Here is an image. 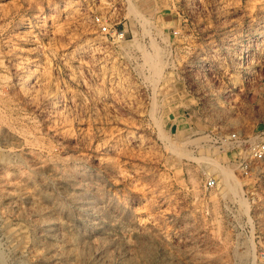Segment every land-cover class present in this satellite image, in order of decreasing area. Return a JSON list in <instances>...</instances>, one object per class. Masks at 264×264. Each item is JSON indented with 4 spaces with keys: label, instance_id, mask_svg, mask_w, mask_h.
Here are the masks:
<instances>
[{
    "label": "rangeland",
    "instance_id": "obj_1",
    "mask_svg": "<svg viewBox=\"0 0 264 264\" xmlns=\"http://www.w3.org/2000/svg\"><path fill=\"white\" fill-rule=\"evenodd\" d=\"M129 1L0 0V264H264V0Z\"/></svg>",
    "mask_w": 264,
    "mask_h": 264
},
{
    "label": "built area",
    "instance_id": "obj_2",
    "mask_svg": "<svg viewBox=\"0 0 264 264\" xmlns=\"http://www.w3.org/2000/svg\"><path fill=\"white\" fill-rule=\"evenodd\" d=\"M129 0H87V9L92 14L93 23L98 27L100 33L110 37L114 42L127 40L129 28L127 18L130 14ZM86 9V10H87ZM95 10H97L95 12ZM240 143L241 140L235 133L222 140V143ZM250 157L253 160L264 159V143L252 147ZM246 160L239 162L241 167H246ZM217 186L215 178L210 177L205 181V188L212 189Z\"/></svg>",
    "mask_w": 264,
    "mask_h": 264
},
{
    "label": "crops",
    "instance_id": "obj_3",
    "mask_svg": "<svg viewBox=\"0 0 264 264\" xmlns=\"http://www.w3.org/2000/svg\"><path fill=\"white\" fill-rule=\"evenodd\" d=\"M172 112L175 113L176 118H183V114L186 113V106L182 104L175 105L172 109Z\"/></svg>",
    "mask_w": 264,
    "mask_h": 264
},
{
    "label": "bare ground",
    "instance_id": "obj_4",
    "mask_svg": "<svg viewBox=\"0 0 264 264\" xmlns=\"http://www.w3.org/2000/svg\"><path fill=\"white\" fill-rule=\"evenodd\" d=\"M131 3H130V8H132L133 7V5H134V2H132V1H130ZM157 49V48H156ZM160 53V52H159ZM161 55V54H160ZM148 57H150V56H148ZM154 56H152V58H149V60H154V58H153ZM153 62V64H154V61H152ZM154 67H155V65H154ZM226 177V176H225Z\"/></svg>",
    "mask_w": 264,
    "mask_h": 264
}]
</instances>
